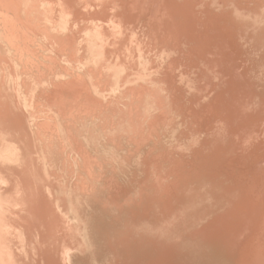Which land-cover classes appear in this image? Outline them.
<instances>
[{
	"label": "bare ground",
	"instance_id": "obj_1",
	"mask_svg": "<svg viewBox=\"0 0 264 264\" xmlns=\"http://www.w3.org/2000/svg\"><path fill=\"white\" fill-rule=\"evenodd\" d=\"M0 22L11 50L36 54L39 43L57 68L78 72L46 96L77 91L82 108L127 126L130 111L139 112L142 127L124 139L127 150L114 127L111 158L122 168L109 179L126 205L115 213L117 236L103 239L113 254L103 264H264V0H0ZM4 37L0 65L21 79ZM6 72L5 126L20 114L19 131L34 136L21 104H7ZM100 81L109 93L97 97ZM20 132L0 131V173L19 168L11 135ZM29 172L0 178V199L23 184L30 193ZM45 196L21 201L16 222L0 211V264L91 263L97 248L83 228L60 212V225L33 220ZM36 236L64 246L49 241L29 260L10 258L11 245L21 252Z\"/></svg>",
	"mask_w": 264,
	"mask_h": 264
},
{
	"label": "rangeland",
	"instance_id": "obj_2",
	"mask_svg": "<svg viewBox=\"0 0 264 264\" xmlns=\"http://www.w3.org/2000/svg\"><path fill=\"white\" fill-rule=\"evenodd\" d=\"M0 31L5 35L3 41L11 50L13 46L6 37L8 28L3 22H0ZM21 44L24 45V41ZM35 46L36 54L27 50L21 51L16 47L17 51L13 49L10 52L18 65L21 79H14L8 66L0 65V81L2 72L7 71L3 78L7 104L11 107L21 104L23 110L28 113V125L34 129V136L20 132L23 127L20 114L14 116L12 126L7 128V118L0 112V131L4 134L5 130L8 133L20 132L17 137L11 135V143L17 152L14 160H17L20 169L4 165L7 174L1 172L0 178L9 181L18 175L17 172L27 167L30 172L26 177L30 176L34 188L29 193L23 184V191L3 195L0 199V211L7 219L12 217L16 222L20 217L18 206L21 201H32L34 196L40 198L46 195L40 201L42 209L33 213V220L38 224L51 221L60 225L62 221L57 218V213L60 212L68 221L83 228H78L80 232L91 235L96 245L97 250L92 253L91 263L83 261L81 264H103L107 258L113 257L107 250L108 242L103 239L113 233L117 236L118 229L112 230L115 213H120L122 204L126 205L125 200L115 195L114 179H109L114 174V168H122L111 158L112 139L117 138L114 127L117 124L122 128L124 134L119 138V142L122 143V150H127L123 144L124 139L127 140L131 135L137 137L134 128L142 127L139 112L136 109L130 111L128 116L133 125L127 126L121 119L116 120L118 115L106 110L82 108L81 102L87 99L79 97L77 91H71L65 98L46 96L45 93L54 88L55 82L74 79L79 74L57 68L60 66L51 59L49 52H46L47 58L39 43ZM64 59L66 62L71 60L68 55H65ZM50 63L54 64L55 69ZM53 69L57 75L49 74ZM61 70L63 72H60ZM31 84H35L36 88ZM98 84L97 97L106 96L109 92L105 88V82L100 81ZM12 100L15 103L13 105ZM62 105L66 107V111L61 110ZM181 117L182 115H179V119ZM59 126L64 128L62 136ZM141 153L137 152L138 155ZM109 159L110 164L107 165ZM90 170L94 174L92 180L89 178ZM126 171H118V182L125 180ZM35 227L38 228V225ZM114 238L113 235L112 239ZM33 240L34 242L30 243L26 241L21 247V252L15 251L11 245L10 258L14 261L16 258L29 260L32 254L36 256L39 253L38 245L46 249L49 241H56L64 246L63 241L57 238L45 239L36 236Z\"/></svg>",
	"mask_w": 264,
	"mask_h": 264
}]
</instances>
